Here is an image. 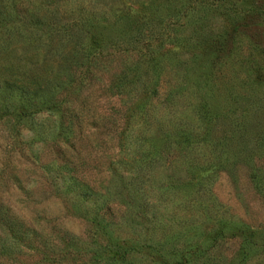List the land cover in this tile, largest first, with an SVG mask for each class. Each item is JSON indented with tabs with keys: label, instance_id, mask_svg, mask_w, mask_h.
I'll return each mask as SVG.
<instances>
[{
	"label": "rangeland",
	"instance_id": "1",
	"mask_svg": "<svg viewBox=\"0 0 264 264\" xmlns=\"http://www.w3.org/2000/svg\"><path fill=\"white\" fill-rule=\"evenodd\" d=\"M6 1L67 30L60 38L40 30L62 52L55 69L86 20L112 41L123 28L98 19L128 7L153 10L150 51L163 60L161 85L149 93L154 75L139 57L150 52L139 55L119 36L101 85L129 71L132 82L121 95L96 84L75 90L79 119L66 118L65 141L55 110L43 106L17 124L0 110V264H264V0ZM224 28L218 112L203 120L190 114L179 73L203 78L213 53L194 44ZM168 87L177 92L162 102ZM17 96L0 87V108ZM109 249L125 252L108 258Z\"/></svg>",
	"mask_w": 264,
	"mask_h": 264
},
{
	"label": "trees",
	"instance_id": "2",
	"mask_svg": "<svg viewBox=\"0 0 264 264\" xmlns=\"http://www.w3.org/2000/svg\"><path fill=\"white\" fill-rule=\"evenodd\" d=\"M4 1L6 0H0V48L3 50V53L0 54V87L17 92L18 96L14 102H8L10 103L9 106H3L5 109L0 108V110L2 113H14V124H17L30 113L45 106L47 109L58 112L60 119L58 122V135H61L63 141H65L68 138L66 137V133L71 132L69 124L66 125L65 123L66 118L76 117V121L79 119L72 103L76 101L77 94L75 90L78 91L82 84H85L86 87L92 84L91 87L97 85L99 89L107 88L112 94H125L122 88H124L125 84L132 82L133 79L130 76L132 74L131 71L114 76L112 80H109L107 87L101 85L103 81L101 71L107 69L116 49L121 47L120 44L123 43L124 46H127V44L131 45V49L136 47L139 55H142L145 50L150 52L148 56L139 57L141 62H146L149 65L154 75L153 85L148 92H156L159 88L157 86L161 85L159 74L163 59L157 57L150 51V48L154 44L148 40L147 34L149 30L146 23L153 14V10L148 8V6H140L137 11H135L136 9L128 7L121 9L122 11L113 10L111 12H103L106 15L102 16L101 20L98 19V21L106 24L112 23L115 26H121L123 28L121 33L119 31L117 32V36L112 41L106 39L98 31L99 29L95 25L97 21L86 20L84 23L83 39L79 38L70 47V54L66 58H63V63L55 69L52 61L56 58L62 59V52L55 47L52 48L49 41L44 37L42 39L40 30L45 26L48 28L50 35L58 34L59 38L67 35V30L62 28H60L62 30H57L51 27V25L40 24L36 17L30 14L27 9L21 8L17 10L14 5L12 6V3L9 6H3ZM228 34V29L224 28L215 34L209 33L204 36L201 44L200 42L194 44L196 48H199L203 44L202 49L212 51L213 53L207 62L205 72L203 70V73H200L203 77L200 80L195 79L194 76L188 73H179V68L176 71L170 67L174 76L178 72L180 79L182 77L179 81L182 87L192 93L188 97L190 101L187 103L191 109L189 111L190 114L192 115L193 113V115L203 120H209L215 111L218 112V107H215V105L212 106V101L215 97L212 93L214 87L219 88V84L221 83L220 76L223 78V73L215 69L220 64H223L224 60L226 61L224 52ZM122 35L124 36L122 38L124 40L123 43L121 42V38H119ZM11 38H14L15 41L12 43V46H9L11 45ZM184 40L182 37L179 39L180 46H184ZM17 42L26 45L23 53H20L18 47L15 45H18ZM122 50H127V47H123ZM16 53L17 55L15 57L14 54ZM9 54L13 58L12 62L9 59ZM192 54L191 57L194 58V61L197 59V56L194 52ZM39 56H47V59L37 67L31 65L30 60L35 63ZM164 84L166 83L164 82ZM169 84L170 82H167V85ZM222 84L221 87L223 86ZM202 87H205V92L203 93L200 90ZM174 92H177V89L168 87L162 102L165 97L169 96L170 93L174 94ZM60 93L61 95H59ZM58 96L60 97L58 98ZM13 105H17L18 108L12 112L10 108ZM125 127L129 128L126 125ZM135 129L138 128L135 127ZM117 144L120 147L119 141ZM134 147H136V144ZM119 149L122 152L121 148ZM123 158L122 154H120L117 160ZM134 174H137L136 170ZM138 178L140 177L134 176V179ZM135 204H138L137 200ZM13 232L16 234L15 231ZM124 252V249L121 251L109 249L107 255L108 258H121Z\"/></svg>",
	"mask_w": 264,
	"mask_h": 264
}]
</instances>
